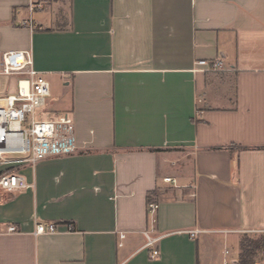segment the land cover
Masks as SVG:
<instances>
[{"label": "crops", "instance_id": "0c3cea01", "mask_svg": "<svg viewBox=\"0 0 264 264\" xmlns=\"http://www.w3.org/2000/svg\"><path fill=\"white\" fill-rule=\"evenodd\" d=\"M30 70L77 152L0 166L29 185L0 191V264H236L264 234V0H0V97Z\"/></svg>", "mask_w": 264, "mask_h": 264}, {"label": "built area", "instance_id": "2783aa9c", "mask_svg": "<svg viewBox=\"0 0 264 264\" xmlns=\"http://www.w3.org/2000/svg\"><path fill=\"white\" fill-rule=\"evenodd\" d=\"M196 65L204 71L215 72L221 70L219 60H200ZM28 88L19 87L12 94L0 97V166L13 164H27L34 166L36 163L54 157L73 155L77 152L74 124L69 114L52 115L46 120L38 116L46 114V100L50 96L49 83L41 73L28 71ZM165 182H172L165 178ZM23 176L16 173L0 174V191L6 193L19 192L28 188ZM159 206L156 201L147 203L146 210L153 217ZM67 232H72L71 224H66ZM8 233H15L16 229L7 228ZM55 224H36L34 234H56ZM264 233V231H262ZM197 231L189 233L194 237ZM147 238V247H151L150 257L158 256L154 248L157 239H150L148 232H144ZM119 238H124L123 234ZM226 255H231L225 252ZM223 264H231L225 261Z\"/></svg>", "mask_w": 264, "mask_h": 264}, {"label": "trees", "instance_id": "16d2710c", "mask_svg": "<svg viewBox=\"0 0 264 264\" xmlns=\"http://www.w3.org/2000/svg\"><path fill=\"white\" fill-rule=\"evenodd\" d=\"M264 253V234L243 235L239 243L236 264H256L255 258Z\"/></svg>", "mask_w": 264, "mask_h": 264}, {"label": "rangeland", "instance_id": "374dc122", "mask_svg": "<svg viewBox=\"0 0 264 264\" xmlns=\"http://www.w3.org/2000/svg\"><path fill=\"white\" fill-rule=\"evenodd\" d=\"M49 87H50V96L46 100V104H47L46 108H45L46 114H42V115L38 116V118L42 119V120L48 119L50 117V113H52V112H60V113L63 112L64 108L67 105L66 100H64V101L59 100V96L57 95L58 90H59L58 87H55L52 84H49ZM260 256H261V254L255 258V260H257V262L259 261L258 257H260Z\"/></svg>", "mask_w": 264, "mask_h": 264}]
</instances>
